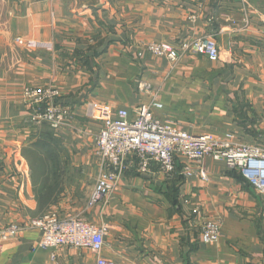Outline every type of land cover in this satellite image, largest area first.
Here are the masks:
<instances>
[{"label": "crops", "instance_id": "0c3cea01", "mask_svg": "<svg viewBox=\"0 0 264 264\" xmlns=\"http://www.w3.org/2000/svg\"><path fill=\"white\" fill-rule=\"evenodd\" d=\"M263 19L264 0H0V227H23L4 241L0 264H97L87 248L39 246L28 222L52 210L106 226L101 255L116 264H264V194L225 160L205 157L189 177L182 156L172 177L135 165L108 201L88 205L109 172L96 145L103 121L90 107L133 111L159 101L155 117L181 130L232 133L264 148ZM209 35L215 61L188 53L172 63L145 51ZM30 86L60 91L56 101L71 108L66 125L28 121ZM39 139L59 150L50 160L59 167L55 190L30 168ZM39 194L50 197L44 207ZM194 207L221 223L218 241L201 240Z\"/></svg>", "mask_w": 264, "mask_h": 264}, {"label": "built area", "instance_id": "2783aa9c", "mask_svg": "<svg viewBox=\"0 0 264 264\" xmlns=\"http://www.w3.org/2000/svg\"><path fill=\"white\" fill-rule=\"evenodd\" d=\"M262 30L264 32V19ZM145 51L172 63L177 62L182 54L188 53L205 55L214 61L220 58V50L213 35L183 41L177 46L167 42H151L146 45ZM138 88L150 90L147 84H141ZM59 95L60 91L56 88H24L23 98L31 106L28 121L36 126L48 124L53 129L66 125L70 120L71 108L56 101ZM154 107L161 108L162 104L153 100L150 105L142 104L133 111L126 108L113 111L106 105L90 107V114H98L103 121L96 145L109 172L96 182L88 201L89 206L108 201L120 177L135 165L142 173H148L153 165H158L160 171L172 177L178 171L179 156L188 161L182 169L187 177L200 174L204 158L212 157L225 160L229 168L238 170L257 193L264 194V148L239 141L232 133L222 137L210 132L191 134L171 122L157 119ZM192 214L200 221L201 240L204 243L218 241L221 223L202 215L198 207L192 209ZM28 227L40 231L41 248H87L98 254L97 264H116L101 255L106 226H98L80 215L61 216L52 210L31 219ZM22 228L18 223L0 227V254L4 241L17 235ZM51 259L55 261V254L51 255Z\"/></svg>", "mask_w": 264, "mask_h": 264}, {"label": "rangeland", "instance_id": "374dc122", "mask_svg": "<svg viewBox=\"0 0 264 264\" xmlns=\"http://www.w3.org/2000/svg\"><path fill=\"white\" fill-rule=\"evenodd\" d=\"M41 143H39L40 146L32 148L33 150H28L27 152V156L28 158L31 160L32 165L30 166V168L33 170V172L36 174V176L39 177H46L47 175L44 173L45 168H46V161H48V154L47 152H51L52 154V159L54 157H58L59 156V150L56 146V148L54 150L49 151L51 144L50 145H41ZM52 149V147H51ZM44 177V178H45ZM48 177V176H47ZM52 180V179H56V177H48L47 180ZM38 217V216H37Z\"/></svg>", "mask_w": 264, "mask_h": 264}, {"label": "trees", "instance_id": "16d2710c", "mask_svg": "<svg viewBox=\"0 0 264 264\" xmlns=\"http://www.w3.org/2000/svg\"><path fill=\"white\" fill-rule=\"evenodd\" d=\"M42 125H46V124H42ZM48 125V124H47ZM49 126V125H48ZM42 142V140L41 139H39L38 140V143H37V145H35V147H38V146H40L39 145V143H41ZM41 145H44V143L42 142V144ZM44 146H46V145H44ZM52 149L50 148L49 149V151H51ZM47 154H48V161H46V168H45V171H44V173L49 177H51V176H54V177H56V179H54V180H52L51 181V179L50 180H47V176L45 177V178H43V182H41L40 183V185L41 186H43V187H47L46 186V184H49L50 186H48L47 188H46V190L47 191H51V190H55L56 189V186H57V184H58V175H59V167H57V166H54V165H51V162H50V160H52V154H51V152H47ZM55 185V186H54ZM46 194H39V196H40V198H39V202H40V205L41 206H43V205H45L46 203H48L49 201H50V197L49 196H45ZM41 206H40V208H41ZM44 207V206H43Z\"/></svg>", "mask_w": 264, "mask_h": 264}]
</instances>
